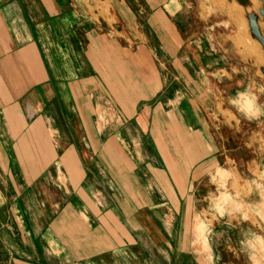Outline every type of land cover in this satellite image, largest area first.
<instances>
[{
	"label": "crops",
	"instance_id": "0c3cea01",
	"mask_svg": "<svg viewBox=\"0 0 264 264\" xmlns=\"http://www.w3.org/2000/svg\"><path fill=\"white\" fill-rule=\"evenodd\" d=\"M153 3L145 33L125 0H0V232L33 264H264L262 48Z\"/></svg>",
	"mask_w": 264,
	"mask_h": 264
},
{
	"label": "rangeland",
	"instance_id": "374dc122",
	"mask_svg": "<svg viewBox=\"0 0 264 264\" xmlns=\"http://www.w3.org/2000/svg\"><path fill=\"white\" fill-rule=\"evenodd\" d=\"M155 0H125L129 7L136 14L137 23L141 25V32L147 33L150 26L146 24V14L149 12V5L156 8ZM182 8L188 9V19L181 21L182 25L187 27L188 22L193 27L198 28L203 34L201 39H209L213 46L214 54L217 56L233 57L237 53L236 42L244 46L245 39L250 36L255 39L263 51L264 57V0H179ZM156 5V6H155ZM184 19V17H181ZM196 21V22H195ZM199 21V24H198ZM262 27V31L260 29ZM151 42L157 45L154 32L151 33ZM213 35L215 36L213 39ZM231 39L233 47H231ZM207 46V45H206ZM182 53V50L180 52ZM249 54L256 56L255 49L249 48ZM155 55H159L155 52ZM264 72V65H263ZM261 98V99H260ZM259 100L264 104V93ZM250 104V101H248ZM264 120V117L262 118ZM259 180L264 179V170L259 173ZM250 184V182H249ZM223 198H228L223 195ZM0 264H33L32 256L28 255L25 249L21 247L22 241L13 239L12 233L0 232ZM143 251V250H142ZM155 251H145L137 256L140 264H159V256H153ZM152 253V254H151ZM43 264H49L47 257H41ZM119 264H130L126 255H121L116 259ZM48 261V262H47ZM72 264V263H66ZM138 264V263H137Z\"/></svg>",
	"mask_w": 264,
	"mask_h": 264
}]
</instances>
